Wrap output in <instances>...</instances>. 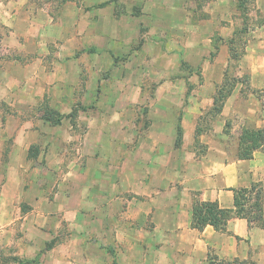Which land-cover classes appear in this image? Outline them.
<instances>
[{
	"label": "rangeland",
	"instance_id": "obj_1",
	"mask_svg": "<svg viewBox=\"0 0 264 264\" xmlns=\"http://www.w3.org/2000/svg\"><path fill=\"white\" fill-rule=\"evenodd\" d=\"M26 1L31 3L37 25L22 24L18 27L19 47L8 46L5 49L0 46L1 63L18 60L25 68L24 71L13 69L9 77L5 76L3 85H15V90L17 85H23V88L29 85V89L25 90L26 101L16 104L0 101V130L6 131L0 155V182L10 161L9 152L17 140V131L38 130V142L30 146L27 154L28 170L23 169L21 175L24 187L21 199L17 202L0 199V211L4 208L11 212L15 210L18 214H26L33 209L34 190L29 187L34 182V176L37 180L43 179L45 186L54 181L56 189V179L61 177L59 174L76 165L84 166L87 155L92 157L90 165L96 164L94 160L98 158L99 148L108 154L115 146L121 149L136 147L151 116L163 106L161 100H170L178 104L177 108L181 105L180 112L175 110V115L179 117L184 112L182 108L187 109L190 104L188 99L193 86L198 87L205 82L203 64L214 61L221 45L226 43L218 33L211 37V42L205 38L201 42H188L184 37L174 41V37H180L178 34L174 36L179 32L177 18L181 14L175 5L180 0ZM186 1H193L194 5L185 15L188 19L192 17V23L202 27L204 32V23L211 16L217 23L232 25L233 22L236 25L234 33L238 32V35L233 39L232 58L219 83V88L223 85L228 90L232 88V94L237 85L248 84L245 76L238 71V60L243 50L239 40H243L250 27L258 25L257 0H225L227 3L222 7L221 0ZM186 26L185 33H188L189 26ZM202 53L206 56H198ZM170 85H176V89H169ZM17 93L21 94L19 90ZM230 95L224 98L222 105L220 101L215 105L213 97L209 109L204 112L200 128H209L216 122ZM230 105L229 102L224 115V130L228 133L235 130L242 135L246 129L242 127L248 109L241 106L239 113L232 116ZM253 107L251 102L250 108ZM11 116H15V120L7 122ZM58 117L62 118L61 123L54 124ZM50 133L69 134L61 156V169L55 172L46 170L47 156L44 151L48 148ZM191 146L199 150L202 148L196 139ZM90 150L98 151L97 155L89 154ZM118 156L123 157L120 150ZM119 160L116 159L117 162ZM71 188L64 189L71 191ZM251 191L244 198L245 209L254 206L261 213L259 186ZM84 193L80 191L67 203L70 210L80 207L92 211L95 208L92 200L83 199ZM78 196L80 199H77ZM248 203L252 205L247 208ZM15 219L17 222L10 224L11 218H0V264H21L19 261L23 264H53V259L57 264H60V259L77 264H98L96 256L103 257V251L96 248L98 238L95 231L85 233V257L81 251L83 244L79 242L69 248L60 245L71 239L78 229H83L80 223L87 227L93 225L94 229L97 224L91 218L89 224L77 213L64 220L59 217L58 228H55L56 220L47 221L46 225L50 224L55 230H51V234L48 233L49 226L43 228L44 231L28 230L25 228L27 224L23 226L20 222L28 223L29 219L20 220L18 215ZM115 222L117 235L114 233L116 238L112 239L116 242L112 240V244H108L114 255L113 262L107 260L105 264H113L116 260L115 264H130V250L125 247V242L129 237L136 244L140 233L124 232L125 228L136 226L123 219H115ZM140 225L137 222V227ZM108 236H111L110 233ZM133 250L140 252L141 246L135 245Z\"/></svg>",
	"mask_w": 264,
	"mask_h": 264
},
{
	"label": "crops",
	"instance_id": "obj_2",
	"mask_svg": "<svg viewBox=\"0 0 264 264\" xmlns=\"http://www.w3.org/2000/svg\"><path fill=\"white\" fill-rule=\"evenodd\" d=\"M226 3L221 0V7ZM257 4L258 25L250 27L243 40H239L243 50L238 60V71L243 74L241 76H245L248 84L237 85L213 125L200 128L204 112L213 101L219 83L224 78L225 68L232 58L233 39L238 32L234 33L237 30L235 23H217L212 16L204 23V32L202 27L192 23V17L188 19L185 15L194 5L193 1L187 3L186 0H180L175 5L181 14L177 18L179 32L174 34L180 37H174V41L184 37L188 42H201L204 38L211 42V37L218 33L222 41L226 42L221 45L214 61L203 64L205 82L191 89L188 108H182L184 112L178 117L175 110L180 112L181 105L177 108L178 104L167 99L161 100L163 106L151 116L136 147L111 148L116 157L99 148L98 158L94 160L96 164L90 165L92 157L87 155L84 166L76 165L66 173L59 174L61 177L56 179V189L54 181H49L48 186H45L43 179L37 180L34 176V182L29 187L34 190L33 209L26 214H18L15 210L11 212L3 208L0 216L11 218L10 224L17 222V215L20 220L29 219L28 223L20 222L23 226L27 224L25 228L28 230L35 228L44 231L43 228L49 226V234L55 230L51 229L50 224L46 225L47 221L51 223L56 220L55 228H58L59 217L64 220L77 213L86 218L85 223L89 224L91 218L97 224L94 229L93 225L87 227L80 223L83 229H78L71 239L60 245L69 248L79 242L83 244L81 251L85 257V233L95 231V237L98 238L95 241L96 248L103 251V257L96 256L98 264H105L107 260L113 262L114 255L108 244H112L111 241H115L117 235L115 219H123L136 226L127 227L124 232L140 233V239L136 237V244L129 237L125 242V247L130 250V264H264V143L252 150L248 158H243L239 155L241 134L235 130L230 133L224 130V115L229 102L232 116L239 113L241 106L248 109L242 129H264V0H257ZM33 14L31 3L26 0H0V46L5 49L8 46L19 47L18 27L22 24L37 25ZM186 25L189 26L188 33H185ZM198 56L205 57L206 53ZM13 69L25 70L18 60L0 62V101L22 103L28 99L25 92L29 85L24 88L23 85H17V90L15 85H3L4 79L9 77ZM170 86L169 89H176V85ZM18 90L21 94L17 93ZM197 96L199 99H196ZM251 102L253 108H250ZM167 107L174 108L171 111ZM11 118L7 122L15 120V116ZM179 122L183 130V143L177 147ZM37 132L36 129L17 131V140L9 152L10 161L0 182V199L6 198L5 202H17L22 197L24 187L21 175L23 169L26 172L28 170L26 158L30 146L38 142ZM5 134V129H1L0 155ZM68 139V133H50L49 145L44 151L47 156L46 170L55 172L61 169V156ZM194 139L202 146L200 150L191 146ZM119 150L124 158L118 156ZM98 151L89 154L95 156ZM106 157L108 162L105 161ZM257 185L261 194V213L248 203L247 208L250 209L247 210L251 214L248 219L240 215L235 207V191L251 190ZM66 187H72L71 191H65ZM80 191L86 192L82 194L84 200L95 203L92 211L80 207L75 210L68 208L67 203ZM203 203H214L220 209L228 210L229 218L223 230L209 224L202 228L194 225V209ZM137 222L141 223L139 227ZM135 245L141 246L140 252L133 250ZM32 247L37 248V245ZM52 262L57 264L54 259ZM60 264L77 263L60 259Z\"/></svg>",
	"mask_w": 264,
	"mask_h": 264
},
{
	"label": "trees",
	"instance_id": "obj_3",
	"mask_svg": "<svg viewBox=\"0 0 264 264\" xmlns=\"http://www.w3.org/2000/svg\"><path fill=\"white\" fill-rule=\"evenodd\" d=\"M225 85L221 86L217 89V92L214 96L215 105L218 101H220V105H222L224 98L229 96L232 92V88L229 90L226 89ZM62 118L58 117L54 124L61 123ZM183 130L180 124L177 129V140L176 146L179 147L182 142ZM264 143V129H245L242 132L240 137V152L239 155L243 158H248L252 150L259 148ZM252 190V189H251ZM249 189H238L236 190L235 195V207L240 215L250 219V212L245 209V197L249 195L252 191ZM244 199V200H243ZM258 201H261V194L259 192ZM195 218L194 225L198 228H202L204 225L209 224L218 230H223L227 219L229 218L228 210L220 209L214 203H203L198 207H195ZM259 210V209H258ZM261 210V209H260ZM250 217V218H249ZM17 260V259H15ZM23 264V261H19ZM27 263H32V261H26Z\"/></svg>",
	"mask_w": 264,
	"mask_h": 264
}]
</instances>
